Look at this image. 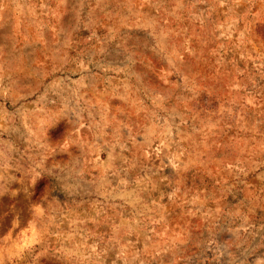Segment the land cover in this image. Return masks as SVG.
<instances>
[{
    "label": "rangeland",
    "instance_id": "rangeland-1",
    "mask_svg": "<svg viewBox=\"0 0 264 264\" xmlns=\"http://www.w3.org/2000/svg\"><path fill=\"white\" fill-rule=\"evenodd\" d=\"M0 264H264V0H0Z\"/></svg>",
    "mask_w": 264,
    "mask_h": 264
}]
</instances>
